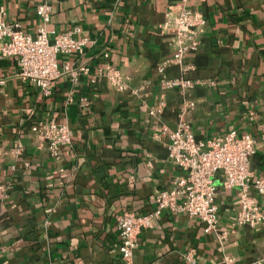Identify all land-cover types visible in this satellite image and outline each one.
I'll return each instance as SVG.
<instances>
[{"label": "crops", "instance_id": "1", "mask_svg": "<svg viewBox=\"0 0 264 264\" xmlns=\"http://www.w3.org/2000/svg\"><path fill=\"white\" fill-rule=\"evenodd\" d=\"M43 4L52 9L48 23L38 15ZM0 7L33 36L42 26L78 27L77 37L93 41L84 55L60 58L88 65L90 74L78 83L59 78L50 95L21 79L12 59L0 60V264H123L117 217L154 211L157 191L183 174L162 128H177L184 97L163 92L157 71L175 51L167 22L182 8L206 20L199 50L186 57L193 65L186 78L216 82L188 92L196 103L192 128L198 139L251 133L257 150L250 169L264 177V0H0ZM107 61L128 77L129 90L116 91L106 79L92 84ZM167 74L182 75L177 66ZM142 86L145 99L133 92ZM159 101L163 112L151 116ZM49 120L73 133L58 156L33 130ZM215 180L220 232L165 210L142 228L134 264L264 263V225L231 229L240 189L225 188L219 173Z\"/></svg>", "mask_w": 264, "mask_h": 264}, {"label": "built area", "instance_id": "2", "mask_svg": "<svg viewBox=\"0 0 264 264\" xmlns=\"http://www.w3.org/2000/svg\"><path fill=\"white\" fill-rule=\"evenodd\" d=\"M51 7L43 4L38 8V15L44 23L51 19ZM174 32L175 51L169 58L157 66L161 76L160 88L163 92L177 89L183 95L179 108V121L174 130L163 127L162 131L169 138V158L183 172L174 185L157 191L154 211L139 215L125 212L116 219L119 231L118 250L123 264H134V254L139 246V234L151 221L165 210L185 213L198 218L204 225L206 233L220 232V214L218 204V186L215 180L219 173L224 187L239 188V205L230 228L257 227L264 225V203L256 196L264 198V177L259 178L250 169V158L256 153L255 138L249 132L241 133L230 130L223 136L198 139L189 119L196 103L188 97V92L197 85H215L214 80L186 78L193 65H188L186 57L199 50L200 37L205 28L204 16L194 10L182 8L167 22ZM81 29L76 27L69 31H49L45 26L39 28L37 35L26 33L18 23L7 20L4 7H0V60L12 59L19 68V76L31 85L50 95L56 80L66 76L73 83H78L83 74H90L88 65L75 66L72 61H61L73 55H84L93 44L88 37H77ZM107 59L109 53H103ZM177 66L181 76L171 78L167 69ZM106 79L116 91L129 90L128 77L110 62L98 67L91 75L92 84ZM146 86L133 92L145 99ZM165 107L164 101L149 109L151 116H159ZM38 138L48 144L53 156H58L61 149L72 143L73 133L66 123L55 120L41 121L33 127ZM228 232H221L224 239ZM194 262L193 257L189 258ZM224 264H240L233 257H227ZM252 264H264L256 261Z\"/></svg>", "mask_w": 264, "mask_h": 264}]
</instances>
